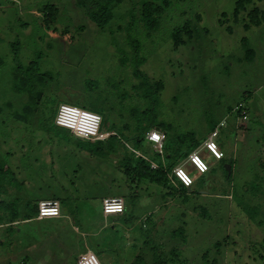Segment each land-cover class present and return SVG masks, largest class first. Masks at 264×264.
I'll return each mask as SVG.
<instances>
[{
  "label": "rangeland",
  "instance_id": "374dc122",
  "mask_svg": "<svg viewBox=\"0 0 264 264\" xmlns=\"http://www.w3.org/2000/svg\"><path fill=\"white\" fill-rule=\"evenodd\" d=\"M146 1L123 0L112 22L99 28L77 0H0V217L7 218L5 208L13 203L6 188L23 193L36 188L23 185V176H41L42 162L32 159L42 154L40 145L53 146L60 137L70 148L68 162L88 166L77 179L78 215L68 222L77 238L70 264H78L87 245L100 250L103 263L155 264L160 253L165 264H264V23L255 26L248 16L256 8L264 13V0H254L237 14V0H171L156 31L144 25ZM177 28L184 29L180 40ZM135 45L143 59L139 70L160 86L156 96L135 74ZM33 61L38 69L25 72ZM64 103L98 112L103 129L125 141L112 140L95 153L108 160L98 162L110 167L103 172L113 183L90 175L98 170L86 164L88 152H71L76 143L96 142L57 127L56 114ZM241 104L247 120L238 110ZM142 128L166 133L165 143L181 149L170 160V172L216 128L225 157L217 160L200 151L210 171L201 176L185 165L194 178L189 192H179L175 184L151 185L155 194L150 190L141 200L134 191L137 178L123 172L124 159L166 156L149 142L135 148ZM39 188V196H46L54 186ZM107 195L123 197L128 206L116 229L102 228L100 206ZM82 215L93 225H84ZM3 236L0 264L18 262L12 254L23 239L6 230Z\"/></svg>",
  "mask_w": 264,
  "mask_h": 264
},
{
  "label": "crops",
  "instance_id": "0c3cea01",
  "mask_svg": "<svg viewBox=\"0 0 264 264\" xmlns=\"http://www.w3.org/2000/svg\"><path fill=\"white\" fill-rule=\"evenodd\" d=\"M59 138L60 137H58L57 141L53 143V146L49 144L40 145L42 154H37L33 157L34 159H32V161L37 163L42 162L40 165V171L38 173L41 174V176H36L37 173L33 172H26L25 176H23L25 177V180L22 184L25 185L27 183L30 186H37L36 188L34 187L35 189L33 187H29V192L23 193L10 190L8 192V188H6V193H8V197L13 200V203H10L5 208L7 218L3 219L0 224V242L2 243V239L5 238L3 236V230H6V232H13L15 236L18 237L17 241L19 238L23 239L22 242L15 243V246H20V248L15 250L12 254V259L18 261L16 263L27 262L28 264H70V261L74 259L73 250L77 246V238L71 235V229H69L68 222L73 220L72 215H78L79 210L75 205L77 200L75 195L79 194L77 193V179L81 177L88 166H85V164H71V162H68V154H66L68 147L64 148L66 140L63 138L59 140ZM69 150L70 148L68 151ZM71 152L83 154L88 151L80 148L78 143H76V146L73 149L71 148ZM86 154L89 156L87 157L88 159L86 164L92 166V168L95 170H98L97 172H91L90 175L95 174L97 177H100L101 181L104 180L106 185L113 183L114 179L110 178L107 174V176H104L103 172V170H105L107 173L110 167L108 165L104 166L102 164V167L99 166V162H108V160H105L98 154H93L90 152ZM26 157L29 158L26 155H24L23 158ZM73 171L76 172L77 175H70V173ZM35 176L37 177L36 182L34 180ZM71 179H74V181ZM42 185H45V187H50L51 185L54 186L53 191L49 190V194H46V196H39L37 192L43 188L38 189V187H41ZM151 185L156 184L147 181L136 180V190H134L136 192L135 195L140 197L141 200L147 198L146 195L150 190L151 193L149 195H154L155 187L153 188ZM142 189L144 192H142ZM119 195L123 196V194ZM109 196L114 195H107L103 197L101 201ZM45 199H57L61 202L62 214L60 217L39 219L36 216V208H34V206H38L39 201ZM145 205L146 204H141L140 206L142 207ZM8 207L9 209H7ZM127 207L128 206L126 205V208ZM100 211L103 229L107 228L108 226L112 227V229H116L117 226L121 225V221L126 216L124 214L126 209L121 215H105L103 212L102 203L100 206ZM85 217L87 216H81L83 224L93 225L92 218ZM75 229L77 230V227H75ZM15 238L16 237L13 239L11 238L13 241L11 247L14 244ZM88 250L96 252L89 245L86 246V251ZM98 254L100 255V258L104 257L101 252ZM107 263L114 264V261L111 259V261H107Z\"/></svg>",
  "mask_w": 264,
  "mask_h": 264
},
{
  "label": "trees",
  "instance_id": "16d2710c",
  "mask_svg": "<svg viewBox=\"0 0 264 264\" xmlns=\"http://www.w3.org/2000/svg\"><path fill=\"white\" fill-rule=\"evenodd\" d=\"M123 0H77L79 7H81L82 9H84L87 13V16L91 19V21L99 28H104L107 25H109L112 20L114 19V10L116 9V7L118 5H120L122 3ZM182 1V0H181ZM254 0H237L235 2V11L234 13L237 14L239 12V10L244 9L246 7V5L251 4ZM172 1L171 0H149L144 2L143 7H142V19L144 22L145 27L147 28V30L149 31H156L159 26H160V21L162 19V16L165 14V12L172 7ZM47 9V8H46ZM48 12L45 14V16H47L48 20L50 21L52 16H53V11H52V7H48ZM260 11L256 8L254 10H252L248 16L249 19L251 21V23L255 26H260L261 24L264 23V13H261ZM48 20L47 23H48ZM181 28H177L176 29V34H177V39L180 40V36H181ZM135 57H136V71L135 74L142 79V84L146 85L147 88L149 89V93L151 96H156L157 92L159 91V85H155L152 83V81L149 79V77L141 72L139 70L140 68V64L142 63L143 59L140 58L139 56V48L137 45H135ZM18 67L20 68L21 65L18 64ZM39 67V63L38 61H33L31 62L29 68H27L25 70V72L29 71L32 73V71H36ZM82 108L85 109H89L86 108L85 106H81ZM91 111H94L92 109H89ZM96 112V111H94ZM98 113V112H96ZM48 115V110L47 108L44 109L43 111V127L48 130V124L46 125L45 122H49L48 119L46 118ZM54 117L51 118V120H53ZM151 130V129H150ZM148 128H142L141 131L136 135V137L134 138V146L135 148H140L141 144L146 143V133L148 132ZM117 133V132H116ZM179 140V144H181L182 142H184L183 137L178 138ZM112 140L118 141L121 140L122 138L119 135V133H117V136H113L111 137L107 142L102 143V142H96V143H78V146L82 149L87 150L90 153L95 154L97 150H99V147L102 144H108L110 143ZM123 143L125 141H122ZM95 144H97L95 146ZM126 144V143H124ZM123 144V145H124ZM197 145V144H196ZM195 146V145H194ZM166 156L164 158V162H162V157L161 159H155L158 162V168L157 169H153L151 167V160L145 158L144 156L140 155L137 156L136 159H134L133 162H130L129 158H125L124 159V166L123 167V172L124 174H126L127 176H131L133 175L134 178H137V180L139 181H147L150 183H154L158 186H162L165 188H169V187H173V183L171 182L170 179V170L172 168V166L174 165V162H170V160L172 158H178L180 156V154L182 153L180 148H174L173 145L171 144H166L165 143V147H164ZM98 152V151H97ZM159 157V155H157ZM168 161V163L166 162ZM166 162V163H165ZM170 162V163H169ZM226 169V168H225ZM2 170H4V167H2ZM5 171V170H4ZM228 175V173H227ZM230 175H228V177H230ZM131 181H133V179H131ZM1 186V183H0ZM177 188L179 189V192L185 193V192H189L188 189L184 188L181 185H176ZM174 188V189H175ZM3 191L0 188V193H2ZM2 195V194H0ZM3 203L0 201V208H3ZM34 208H36V216L38 214V208L37 206H34ZM3 221V219H1L0 217V224ZM152 250L156 253L158 250L156 248L155 245H153ZM96 253V252H95ZM99 253V252H98ZM96 253L99 258L100 255ZM158 253V252H157ZM161 254L158 253V258H157V262L155 264H165L163 263Z\"/></svg>",
  "mask_w": 264,
  "mask_h": 264
},
{
  "label": "built area",
  "instance_id": "2783aa9c",
  "mask_svg": "<svg viewBox=\"0 0 264 264\" xmlns=\"http://www.w3.org/2000/svg\"><path fill=\"white\" fill-rule=\"evenodd\" d=\"M244 120L248 119L247 108L245 104H241L238 108ZM55 123L58 127L70 131L74 136L91 141V142H107L111 137L117 136L115 131H107L103 129V117L94 111L81 108L72 104H61L58 108ZM220 131L216 128L198 149L190 153L184 164L175 166L171 173V182L175 185H181L190 190L194 185V178L185 169V165L190 166L199 175H205L210 171L207 161L201 156L200 151H206L209 156L217 160H222L225 154L219 147ZM146 142H149L154 148L163 153L166 133L151 129L146 133ZM130 148V146L127 144ZM148 159V158H147ZM162 162L163 154H162ZM151 167L157 169L158 162L151 161ZM39 219L57 218L62 214L61 202L57 199H45L38 203ZM102 208L105 215H121L125 212L126 202L123 197L109 196L103 199ZM14 264H28L27 262H19ZM78 264H111L101 262L99 256L93 251H86L79 256Z\"/></svg>",
  "mask_w": 264,
  "mask_h": 264
},
{
  "label": "water",
  "instance_id": "95a60500",
  "mask_svg": "<svg viewBox=\"0 0 264 264\" xmlns=\"http://www.w3.org/2000/svg\"><path fill=\"white\" fill-rule=\"evenodd\" d=\"M232 160H233V158H230V159H229V162L226 163V165H225V168H226V170H227V172H228V175L231 174V162H232Z\"/></svg>",
  "mask_w": 264,
  "mask_h": 264
}]
</instances>
